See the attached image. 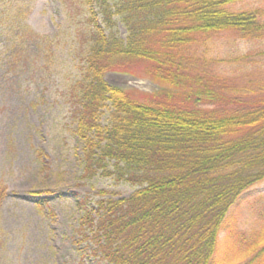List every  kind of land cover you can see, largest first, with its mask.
Segmentation results:
<instances>
[{
	"label": "trees",
	"instance_id": "1",
	"mask_svg": "<svg viewBox=\"0 0 264 264\" xmlns=\"http://www.w3.org/2000/svg\"><path fill=\"white\" fill-rule=\"evenodd\" d=\"M80 1L88 51L66 96L82 178L134 192L76 200V253L95 264H213L229 212L264 182V100L223 95L199 47L226 33L264 39V11L233 9L244 0ZM135 70L158 86L144 102L105 81ZM250 254L243 264H264V222Z\"/></svg>",
	"mask_w": 264,
	"mask_h": 264
},
{
	"label": "rangeland",
	"instance_id": "2",
	"mask_svg": "<svg viewBox=\"0 0 264 264\" xmlns=\"http://www.w3.org/2000/svg\"><path fill=\"white\" fill-rule=\"evenodd\" d=\"M233 9L264 11V0H244ZM83 13L80 0H0V185L7 189L0 209V264H95L72 245L81 217L76 200L99 191L119 197L134 192L112 179L82 178L83 145L66 95L88 51L79 38L89 32ZM115 23L113 31L124 40L125 28ZM99 24L105 27L101 19ZM199 48L213 60L210 72L223 95L264 100V39L226 33ZM140 73L112 71L105 81L144 102L158 86ZM263 222L264 182L229 212L213 264L247 261Z\"/></svg>",
	"mask_w": 264,
	"mask_h": 264
}]
</instances>
